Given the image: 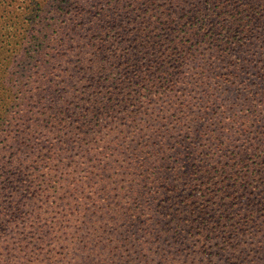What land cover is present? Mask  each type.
<instances>
[{
	"label": "trees",
	"instance_id": "16d2710c",
	"mask_svg": "<svg viewBox=\"0 0 264 264\" xmlns=\"http://www.w3.org/2000/svg\"><path fill=\"white\" fill-rule=\"evenodd\" d=\"M0 264H264V0H0Z\"/></svg>",
	"mask_w": 264,
	"mask_h": 264
}]
</instances>
